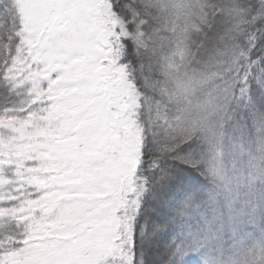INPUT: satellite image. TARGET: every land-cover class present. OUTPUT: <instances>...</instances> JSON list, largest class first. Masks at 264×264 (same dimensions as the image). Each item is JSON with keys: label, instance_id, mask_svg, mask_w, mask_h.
Returning a JSON list of instances; mask_svg holds the SVG:
<instances>
[{"label": "snow or ice", "instance_id": "obj_1", "mask_svg": "<svg viewBox=\"0 0 264 264\" xmlns=\"http://www.w3.org/2000/svg\"><path fill=\"white\" fill-rule=\"evenodd\" d=\"M121 6L113 3V10ZM91 7L87 0H31L27 5L21 0H0V133L14 134L5 125L24 126L26 114L33 109L18 106L14 97L21 86H31L34 94L39 80L55 106L52 116L45 115L52 111L49 103L42 105L39 114L44 116L46 131L58 138V147L69 153L61 169L63 180L49 191L48 205L36 211L31 228L29 220L21 222L17 217L33 211L32 201L39 193L19 204L0 200V208L6 209L0 215V264H69L66 258L95 234L102 202L93 191L111 198L109 187L120 184L118 175L106 173L122 166L127 134L101 63L104 45L91 29ZM247 12L253 34L248 39L249 63L242 68L243 83L237 87L242 95L247 93L246 107L253 111L257 105L264 107V0H257ZM52 67L56 70L47 80L38 75ZM258 124L264 132V116ZM5 160L0 155V161ZM207 166L205 153L198 154L191 142L162 144L145 134L135 165V187L129 192L121 186V195L130 199L124 209L127 230H121L126 255L119 264H187L191 254H202L207 241L219 239L225 228L234 236L240 233L244 213L233 210L218 229L214 217L195 233L174 231L178 220L201 207L203 189L193 184L189 173L204 176ZM12 167L0 163V171ZM260 198L264 201V192ZM54 252L62 255L47 254ZM199 264L216 262L201 255Z\"/></svg>", "mask_w": 264, "mask_h": 264}, {"label": "trees", "instance_id": "obj_2", "mask_svg": "<svg viewBox=\"0 0 264 264\" xmlns=\"http://www.w3.org/2000/svg\"><path fill=\"white\" fill-rule=\"evenodd\" d=\"M113 3L122 6L113 10ZM256 3L257 0L100 1L99 7L106 5L113 15L99 13L102 31L98 39L108 54L103 65L110 77L112 103L122 123L127 97L121 95L117 66H123L138 93L136 123L140 142L138 146H126L129 131L124 127L127 139L122 152L128 164L113 190L117 224L109 246L114 264L126 255L121 230H127L124 209L130 197L121 195V186L129 192L135 187V165L145 134L162 144L179 146L191 142V147L198 154L205 153L208 160L204 176L189 173L193 184L203 189L201 207L176 222V233H195L206 228L205 221L214 217L218 229L219 222L227 223L230 210L244 213L245 223L239 234L234 236L225 228L218 233L219 239L207 241L202 254H191L187 264H199L201 255L216 264H264V201L260 198L264 192V132L258 124L264 107L257 105L250 111L246 107L247 93L242 95L237 87L238 82L243 83L242 68L249 63L248 39L253 34L247 10ZM113 18L124 23L127 33L116 21L112 22ZM136 23H140L143 33L137 40L131 36ZM14 99L23 106L19 94ZM45 152L51 155L49 147ZM55 165L48 172L55 176L52 181L47 171L28 169L20 187L14 189L13 182L0 186V200H15L18 204L39 193L32 201L33 211L17 217L21 222L29 220L30 228L36 211L46 208L49 190L62 181L63 161ZM15 184L19 186V182ZM5 211L0 208V215ZM99 228L100 225L96 229Z\"/></svg>", "mask_w": 264, "mask_h": 264}, {"label": "rangeland", "instance_id": "obj_3", "mask_svg": "<svg viewBox=\"0 0 264 264\" xmlns=\"http://www.w3.org/2000/svg\"><path fill=\"white\" fill-rule=\"evenodd\" d=\"M101 0H87V2L92 6L90 11L92 12L91 16V29L95 32L96 37L101 35V15L99 13H109L106 5L99 7ZM31 0H21L22 5H27ZM112 15V13H109ZM113 16V15H112ZM116 18H113L112 22H115ZM121 29V31H127L124 29V23L116 21ZM140 23H136L134 32L131 34L133 38L141 39L142 32L140 30ZM102 42V41H101ZM104 56L101 58V63L103 60L108 58L105 47L103 48ZM105 67V66H104ZM123 67V66H122ZM122 67H116L117 76L121 80V95L127 97V112L126 116L123 119V126L126 127L129 131V138L125 142L126 146H138L140 142L139 137V128L136 123L137 121V97L138 93L135 92L131 81H129L126 75V71ZM55 67H52L50 70L38 75L42 76L44 80H47ZM106 70V67H105ZM19 95L22 97L23 108H32L33 111L28 112L25 118V124L22 127H16L11 125H5V127H11L13 135H7L5 133H0V155L6 157L5 161H0V163H9L13 167L11 169H6L0 171V186L4 183H8L9 180L13 182V187H20V182L24 175H26V170H38L39 172L47 171L46 173L51 175L48 172L54 170L55 164H58L60 160L64 159L69 155L67 150L61 149L58 147V138L56 139L51 133L46 131L45 124L46 121L44 116L39 114V109L44 103H49V107L52 111L45 113L46 116H52L55 111V106L51 104L50 97L47 95L48 88L43 87L39 80H37L35 92L33 94V89L31 86L25 88L21 86L19 89ZM31 95V100H28V97ZM48 99V100H47ZM28 101L27 103H24ZM15 119H19L16 117ZM49 147L51 155H47L45 148ZM122 166L118 167L116 172L106 173L109 176H119L127 168L128 160H126L125 154L122 152ZM61 171V170H60ZM37 172V171H36ZM52 176V175H51ZM54 177V178H52ZM51 180L55 179V176H52ZM64 176H60V180H63ZM57 179L58 176H57ZM19 182L18 184H15ZM22 185V184H21ZM116 185L110 186L109 191L113 193V190ZM49 190V189H48ZM50 191V190H49ZM114 194V193H113ZM93 195L100 200L102 212L100 215L97 224L100 225L99 229L95 230V234L92 239L86 242L79 250L74 252L71 256L66 259L69 261V264H114L112 261L113 252L109 246L110 235H113L114 227L117 224V221L114 216V195L111 198H107L106 194L103 191H93ZM49 192H48V200ZM108 199V200H106ZM113 202V203H112ZM48 205V203H47ZM96 224V228L97 225ZM104 225V226H103ZM102 227L104 229H102ZM48 255H62V253L54 252L47 253Z\"/></svg>", "mask_w": 264, "mask_h": 264}]
</instances>
